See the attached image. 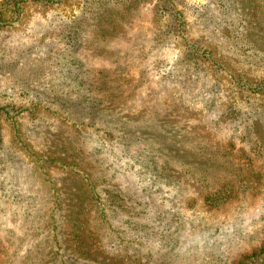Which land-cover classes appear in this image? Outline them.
Here are the masks:
<instances>
[{
    "label": "rangeland",
    "instance_id": "rangeland-1",
    "mask_svg": "<svg viewBox=\"0 0 264 264\" xmlns=\"http://www.w3.org/2000/svg\"><path fill=\"white\" fill-rule=\"evenodd\" d=\"M11 2L0 264H264V0Z\"/></svg>",
    "mask_w": 264,
    "mask_h": 264
},
{
    "label": "trees",
    "instance_id": "trees-1",
    "mask_svg": "<svg viewBox=\"0 0 264 264\" xmlns=\"http://www.w3.org/2000/svg\"><path fill=\"white\" fill-rule=\"evenodd\" d=\"M26 0H12V2L10 3L11 6H13V11L15 13H17L19 11V8H20V3L24 2ZM35 1H41V2H44V3H56V2H60L62 0H35ZM166 1V4H172V1L173 0H165ZM9 21V19H7L4 15V13L2 12V10H0V28L3 27L4 24H6L7 22ZM246 84L249 86L250 89H259L260 91H264V85L262 84H252V83H249V82H246ZM78 229H72V234L73 233H76ZM74 242L76 244H78L79 242V237L77 240H74ZM62 264H73V263H67L66 261H63Z\"/></svg>",
    "mask_w": 264,
    "mask_h": 264
}]
</instances>
